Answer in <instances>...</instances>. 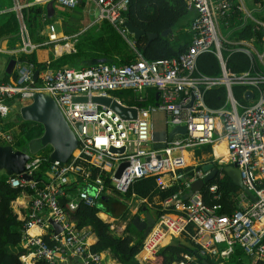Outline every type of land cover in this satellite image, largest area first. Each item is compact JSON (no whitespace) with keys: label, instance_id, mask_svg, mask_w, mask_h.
Segmentation results:
<instances>
[{"label":"built area","instance_id":"1","mask_svg":"<svg viewBox=\"0 0 264 264\" xmlns=\"http://www.w3.org/2000/svg\"><path fill=\"white\" fill-rule=\"evenodd\" d=\"M13 1L11 10L17 21L19 54L29 53L39 45L30 40L23 7L51 2L72 9L77 4V0H30L24 4ZM93 1L98 6L97 20L108 21L126 40L124 35L128 33L121 27L124 20L121 12L127 0ZM183 1L192 13L185 29L190 37L177 56L147 60L135 51L133 60L127 64L98 60L81 68H44L38 71L35 81L31 78L33 67L18 63L16 78L0 83V117L9 111L5 104L7 99L15 97L27 102L32 92L43 91L53 98L76 137V147L65 162L31 153L23 170L7 178L11 187L19 189L18 195L25 197L27 205V212L21 219L20 240L30 258L28 262L21 261V254L20 264H32L38 259L46 264H61L66 255L76 257L81 264H101L103 251L90 250L81 235L82 228L75 227L66 211L75 209L78 203L92 206L100 194L125 195L134 181L149 176L154 177L159 187L178 188L156 202L158 209L163 211L152 216L153 223L143 235L136 253H143L140 262L151 259L172 238L183 236L196 246V255L184 253L171 264H198L199 256L210 258L212 264H224L226 259H233L237 249L247 257L246 264H264V22L245 10L243 0ZM251 2L254 9L263 5L261 0ZM229 19L237 24L239 33L249 22V35L237 36L235 41L224 40L217 25ZM46 27L47 39L55 42L53 26ZM56 45L68 47L59 53L54 50L55 56L73 51L71 41ZM257 48H262L263 52L258 54ZM223 50L245 54L251 69L238 73L227 70ZM205 52L215 56L219 66L217 75H205L197 70L196 59ZM233 85L251 87L255 92L244 89L242 104L231 93ZM219 86L225 90L223 104L209 108L204 103V93ZM147 89L157 92L156 104L145 103ZM124 90L130 91L141 105H126L112 96V92ZM247 90L253 95L244 100ZM92 96L111 97L123 106L135 108L136 116L121 119L108 107L89 101H72V97L89 99ZM154 110L164 113L166 124L184 126V134L163 141L162 147H153L155 142H160L153 140L156 135L152 132L150 114ZM0 140L11 145L12 138L0 132ZM221 141L226 154L215 155L212 146ZM205 145L210 146L208 161L216 164L213 167H217V172L224 165L235 166L241 183L254 196L253 201L241 193V207L230 214H221L216 213L220 208L218 204L206 206L198 191L189 190L190 183L202 179L208 171H202L200 164L186 165L182 152ZM46 158V168L38 177L40 163ZM123 162L125 165L115 177L118 165ZM22 173L28 179L21 178ZM81 185L85 188L92 185V194ZM207 188L213 198H217L216 185L209 184ZM181 190L188 191L186 202H183L184 196H178ZM61 197L65 199L64 205L59 202ZM139 201L146 202L149 207L152 205L144 198ZM48 219L58 225V231L54 232ZM31 229L38 232L31 234Z\"/></svg>","mask_w":264,"mask_h":264},{"label":"trees","instance_id":"2","mask_svg":"<svg viewBox=\"0 0 264 264\" xmlns=\"http://www.w3.org/2000/svg\"><path fill=\"white\" fill-rule=\"evenodd\" d=\"M28 1L30 0H18L20 4ZM262 2L264 0H261ZM82 8V1L77 3L72 9L59 8L60 10L57 11V14L64 20L61 23L64 34L75 32L73 25V23L77 22L75 15L80 14ZM43 12L44 9L40 5L22 8L23 19L30 40L40 44L29 53H20L17 57L19 64H30L33 69L40 71L44 68L56 69L64 66L74 68L87 67L98 60L118 64H127L133 60L135 54L131 46L127 44L119 32L106 20H102L98 25H93L84 32L75 35V38L72 39L73 51L52 57V54L48 51V48H51L52 45L49 43L42 44L44 38L37 34V30L47 21L44 18ZM121 16L135 27L144 31V35L132 42L134 49L144 59L154 60L177 56L188 44L190 34L185 29L189 25L192 13L186 8L183 0H127L126 8L121 12ZM250 26V23H246L244 29L240 33L238 31V37H247ZM165 29H169V33L164 37L160 36L159 33ZM16 32L17 21L14 12L11 10L3 15L0 22V38L9 37L15 39L17 38ZM147 32L156 33L157 37L147 41L145 35ZM256 35L259 36L260 32H257ZM222 57L224 58L225 68L232 73H238L252 67L250 66L248 57L241 52L223 50ZM255 67L257 66L255 65ZM196 68L205 75H217L219 73L217 60L211 52L202 53L197 57ZM12 78H16V72L13 73ZM2 82L8 81H6V78H3ZM246 88H250L255 92L251 87L241 85L231 86V93L239 103H244L242 92ZM122 92L115 91V94L120 96ZM146 92L148 99L145 103H154V90L147 89ZM224 95L225 90L223 86L212 88L204 93V103L209 108H217L223 104ZM131 98L133 100V104L131 105H141V103L133 99L132 93ZM1 125L2 129H8L12 138L11 145L14 149L24 147L30 139L39 136L42 131L40 124L31 121L20 120L15 129L9 128V126L13 125L10 122ZM1 144L7 143L2 142ZM199 148L196 149V153L198 151L210 153V146L208 145ZM49 151L50 148L45 146L38 150L36 154L47 157ZM204 161H208V159ZM47 162L48 159L46 158V160L40 163L39 173H37L38 177L45 170ZM213 165L216 166L215 163ZM7 178L8 176L4 173L0 174V264H20L18 257L21 252L10 250V248L19 243L21 237L20 231L23 224V221L17 219L11 204L17 197L19 189L11 187L7 182ZM209 184L216 185L217 198L215 199L213 198V193L208 191L207 186ZM80 187H83L84 190L86 189L89 194L93 192L92 185H87L86 188L85 185H81ZM177 188V186L169 188L159 187L156 185L154 177L149 176L134 181L128 187L125 195L132 193L136 197L144 198L147 202L152 203L149 207L146 202H143L137 210L144 206L145 210L148 211L152 207L150 209L151 215L156 217L163 211L158 209L159 206L156 202L175 193ZM187 193V190H181L178 194V196H184L183 202H186L185 195ZM198 193L204 205L211 207L214 204H218L220 206L216 213L230 214L241 207V190L225 176L222 170H219L214 178L204 184ZM117 200L119 201L118 197L100 194L95 200L94 205L87 206L78 203L75 209L66 211L69 220L76 228L89 227L94 234L95 242L90 246L91 251L108 250L111 256L117 260L118 264H171L179 260L184 253L196 255V246L185 237L179 236L172 238L169 243L159 248L151 259H147L141 263L138 262L135 259V254L139 250L143 233L139 229V224L136 220L134 221L136 214H133L125 224L124 232L127 235L115 234L109 228V224L97 216L99 211L114 218L124 216L121 203L119 204ZM59 202L61 205H64L65 199L61 197ZM42 239L46 241L45 236ZM240 255L242 254L237 249L232 259L233 264L247 263V260L241 261ZM202 259L204 258L199 256L197 263L202 264ZM205 260L208 264H212V261ZM32 264H46V262L38 259Z\"/></svg>","mask_w":264,"mask_h":264},{"label":"water","instance_id":"3","mask_svg":"<svg viewBox=\"0 0 264 264\" xmlns=\"http://www.w3.org/2000/svg\"><path fill=\"white\" fill-rule=\"evenodd\" d=\"M50 5L51 2H47L46 9H49ZM121 27H123L125 31L131 35L133 40H137L140 36L144 35L143 30L135 27L125 19L121 22ZM167 33H169V29L162 30L159 35L164 37ZM145 35L147 41L157 37V34L153 32H147ZM37 73L38 70L36 69L32 72L31 78L34 81L37 78ZM252 95L253 93L250 90H247L244 93V100H248L252 97ZM155 96H157V92H155ZM72 101H89L90 103L108 107L121 119H134L136 116L135 108L123 106L111 97L92 96L89 99L86 97H72ZM18 115L23 121H31L40 124L42 131L39 136L30 139L24 147L19 149H14L9 144L0 145V170H2L6 176L19 174L23 170L24 163L29 158V154L36 153L45 146L50 148L48 153V158L50 160H56L63 163L69 158L71 152L76 147V137L61 115L55 101L48 93L39 90L32 92L29 100L19 107ZM76 127L79 129V123H76ZM184 132V126H173L167 131L164 130L161 132L160 138H157L156 136L153 138L154 141H160L155 142L153 147H162L164 145L163 141L170 140L176 134L183 135ZM110 150L121 151V149L114 148H110ZM124 165V162L118 165L114 174L115 177L119 175ZM200 169L204 172H208L202 179H198L190 183L189 187L191 191H199L204 184L214 178L218 171L217 167H213L212 162L202 163L200 165ZM219 170H222L225 176L228 177L249 200H254V196L251 192L248 191L241 183L238 171L234 165H224ZM20 177L25 180L28 179V176L23 173L20 174ZM141 209L144 211L145 207H142ZM135 220L139 224V229H141L143 235L146 234L153 223L152 216L148 213V211H144L143 221H140L137 217L134 221ZM48 222L53 227L54 232L59 230L56 223L49 219ZM203 264L208 263L203 261Z\"/></svg>","mask_w":264,"mask_h":264},{"label":"crops","instance_id":"4","mask_svg":"<svg viewBox=\"0 0 264 264\" xmlns=\"http://www.w3.org/2000/svg\"><path fill=\"white\" fill-rule=\"evenodd\" d=\"M80 1L83 2V8H82L80 14L75 15V17L77 18V22L73 23L74 28H75V32L67 33V34L63 33V29H62V25H61V23L64 20L62 19V17L60 15L57 14V11L60 10L59 9L60 6L55 7L51 3L49 9H46V3L43 5H40V7H43V9H44L43 15L45 16L44 18H46L47 21L45 23H43V25L41 26V28L39 30H37V32H38L37 34L43 36L44 40L42 41V44L49 43L52 45V47H51L53 50L52 57H56L55 51H54L55 47L57 46L56 44H62L65 41H68L69 43L71 41V44H72V39L75 38L74 37L75 35H77L81 32H84L86 29H89L93 25H98L102 21V20H97L98 6H96V4L94 3L93 0H77V3H79ZM13 2H14L13 0H0V22L2 20L3 15L6 12L11 11V9L13 8V5H14ZM263 4H264V2H263ZM48 24H51L53 26V34L56 37L55 42H50L47 39L48 28L46 26H48ZM16 34H17V32H16ZM127 35H129V34H127ZM64 37H66L65 41L62 40ZM123 39H124V37H123ZM38 44H40V43H38ZM18 50H19L18 36L15 39L9 38V37L0 38V82H2L3 78H6V81H10L13 79L12 75H13V73L16 72V68H17V65L19 63V62H17V57L19 55ZM12 99H14V98H11L9 100L7 99L5 101V104L9 108V111H8L6 116L0 117V132L4 133V134H7V133L9 134V131L7 128L2 129L1 124H6V123L10 122L13 125L9 126V128L15 129L16 125L21 120L19 115H18V109L21 105L26 103L25 101H21L18 98H16L18 104H17V108H15L14 103L12 102ZM154 99H155L154 100V103H155L157 101V96H155V93H154ZM15 111H17V112H15ZM154 111H160V110H154ZM161 132L162 131L155 133L157 138H160ZM153 137H154V135H153ZM2 142H4V141L0 140V145H2L1 144ZM3 145H5V144H3ZM196 149H200V148L199 147L187 148V150H184L182 152V154L185 158V162H186L185 164L186 165L198 166L199 164L201 165L204 160H207V158H210L211 152L205 153L202 151H198V153H196ZM219 153L223 154L221 151H219ZM119 202L121 203L120 199H119ZM137 202L139 205L142 204V203H140L139 199L137 200ZM11 204H12L13 212L16 214L17 219L21 220L27 212V205H26L25 197L18 195L12 201ZM139 205L134 207V209H132L131 215L139 213L136 217H137V219L139 218L140 221H143L144 220V211H146V210L142 211L141 208L144 206H142L139 210H137ZM148 213H149V211H148ZM149 214L151 215V213H149ZM97 216L100 219H102L103 221L107 222L109 224L110 229L115 234L127 235V233L124 232V227H125V224L129 218H124L125 213H124V216H122V217L114 218V217H111V216L99 211L97 213ZM151 216H153V215H151ZM37 232L38 231L36 229L29 230V233H31V234H35ZM81 235L83 236L86 244L90 248V246L95 242V236L91 232L90 228L89 227H83L81 229ZM22 245L23 244L20 240L19 243L16 246L10 248V250L14 251V252L15 251L21 252V254H23V255L20 254L21 257L19 258V260L24 261V262H28L30 257L28 255H26V250L23 248ZM102 251H103L102 254L104 256L103 257L104 259H103L101 264H118L117 260L111 256V254L109 253L108 250H102ZM141 254L143 255V253L135 254V259L138 262H140ZM205 259H208L211 261L210 258L205 257L204 259L201 260L202 264H203V261H206ZM61 264H81V263H80L79 259H77L76 257H72V256L70 257V256L66 255Z\"/></svg>","mask_w":264,"mask_h":264},{"label":"rangeland","instance_id":"5","mask_svg":"<svg viewBox=\"0 0 264 264\" xmlns=\"http://www.w3.org/2000/svg\"><path fill=\"white\" fill-rule=\"evenodd\" d=\"M244 1V7H245V10L248 11L251 16L257 20H260L262 22H264V4L262 6H260L258 9H254V7L252 6V2L251 0H243ZM53 6L57 7L58 5L56 3H52ZM233 19H229L227 20V22H223V21H219L218 22V25H217V30H218V33L222 36V38L226 41H235L237 40V24L235 22H232ZM249 23V22H248ZM125 38H126V42L127 44H129L131 46V48L133 49V52H135L136 50L134 49V45H132L130 43V41L132 40V38L130 37V35H127L125 34L124 35ZM257 50L259 52H257L258 54H261L263 52V49L262 48H257ZM48 51L49 53H53V50L52 48H48ZM263 57H264V54H263ZM115 92H112V96L115 98V99H118L119 101L127 104V105H131L133 104V100L131 98V93L130 91H123L120 96L118 95H114ZM12 102L14 103V106L15 108H17V99L14 98L12 99ZM12 103V104H13ZM15 110V109H14ZM17 112V111H15ZM9 116V115H8ZM150 122H151V125H152V132L153 133H156V132H159V131H167L169 130L172 126L170 124H165L164 123V113L162 111H154L150 114ZM198 147H201V146H198ZM187 150V149H185ZM223 155L226 154V152L221 149L220 150ZM209 159V158H207ZM206 162H211V160L209 161H206ZM3 173L2 170H0V174ZM120 201H121V209L122 211L125 213V216L124 218H131L132 215H131V212H132V209H134V207L138 206V202L137 200L139 199L138 197H135V196H126V195H119L118 196ZM117 202L120 204V202L117 200ZM152 209V207L150 208ZM148 210L150 213H151V210ZM141 212V211H140ZM143 213V212H142ZM139 213L136 214V216L138 215ZM240 259L241 261H246L247 260V257H245L244 255H240ZM224 264H233V261L232 259H226L224 261Z\"/></svg>","mask_w":264,"mask_h":264},{"label":"bare ground","instance_id":"6","mask_svg":"<svg viewBox=\"0 0 264 264\" xmlns=\"http://www.w3.org/2000/svg\"><path fill=\"white\" fill-rule=\"evenodd\" d=\"M67 47H68V45H57L55 47L56 53H59L62 50H65ZM221 149H223L226 152L225 147H224V143L222 141L221 142H216L212 146V150H213L215 155H223V154L219 153V151Z\"/></svg>","mask_w":264,"mask_h":264},{"label":"clouds","instance_id":"7","mask_svg":"<svg viewBox=\"0 0 264 264\" xmlns=\"http://www.w3.org/2000/svg\"><path fill=\"white\" fill-rule=\"evenodd\" d=\"M131 36V35H130Z\"/></svg>","mask_w":264,"mask_h":264}]
</instances>
